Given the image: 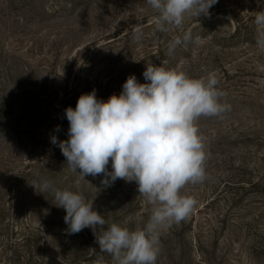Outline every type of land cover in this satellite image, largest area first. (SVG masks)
<instances>
[{"label":"rangeland","instance_id":"obj_1","mask_svg":"<svg viewBox=\"0 0 264 264\" xmlns=\"http://www.w3.org/2000/svg\"><path fill=\"white\" fill-rule=\"evenodd\" d=\"M264 0H218L209 15L186 16L182 28L155 30L147 0H0V264H94L92 229L66 232V212L54 188L93 201L107 224L142 228L152 205L137 184L70 170L58 146L68 139L65 109L96 90L107 101L130 75L145 83L146 65L199 78L215 72L231 110L201 117L207 179L182 195L197 205L163 229L157 264H264V49L257 46V12ZM140 24L143 38L133 39ZM193 40L168 54V43ZM59 126V131H56ZM111 171V162L108 165Z\"/></svg>","mask_w":264,"mask_h":264},{"label":"clouds","instance_id":"obj_2","mask_svg":"<svg viewBox=\"0 0 264 264\" xmlns=\"http://www.w3.org/2000/svg\"><path fill=\"white\" fill-rule=\"evenodd\" d=\"M218 0H147L155 11V30L167 32L168 26L182 28L186 16L209 15ZM257 46L264 49V11L254 19ZM140 24L134 27L133 39L143 38ZM199 37L190 31L168 43V54ZM145 83L130 75L119 95L99 100L96 90L82 94L75 109H65L69 122L68 139L51 143L61 150L70 170L83 178L102 175L101 185L111 187L118 179L135 182L139 195L152 205V212L142 228L130 230L106 219L94 210L93 201L82 194L54 188L44 180L40 193L52 191L56 206L65 210L66 232L76 234L90 228L99 246L114 264H157L160 235L163 229L186 220L197 200L182 195L187 185L202 184L207 179L205 138L199 131L201 117H220L231 110L224 102L227 95L215 72L199 78L175 68L146 65ZM57 126L56 131H59ZM111 162V171L108 165ZM94 264H105L98 254Z\"/></svg>","mask_w":264,"mask_h":264},{"label":"trees","instance_id":"obj_3","mask_svg":"<svg viewBox=\"0 0 264 264\" xmlns=\"http://www.w3.org/2000/svg\"><path fill=\"white\" fill-rule=\"evenodd\" d=\"M121 93V92H120Z\"/></svg>","mask_w":264,"mask_h":264}]
</instances>
